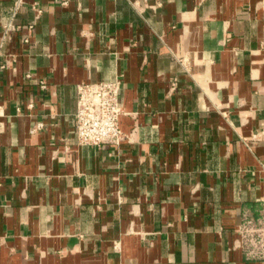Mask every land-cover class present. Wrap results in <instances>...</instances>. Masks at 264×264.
<instances>
[{"label": "crops", "instance_id": "obj_1", "mask_svg": "<svg viewBox=\"0 0 264 264\" xmlns=\"http://www.w3.org/2000/svg\"><path fill=\"white\" fill-rule=\"evenodd\" d=\"M0 264H264V0H0Z\"/></svg>", "mask_w": 264, "mask_h": 264}, {"label": "built area", "instance_id": "obj_2", "mask_svg": "<svg viewBox=\"0 0 264 264\" xmlns=\"http://www.w3.org/2000/svg\"><path fill=\"white\" fill-rule=\"evenodd\" d=\"M18 5L19 1L14 5L13 16L18 11ZM34 8L38 12L43 11L37 6ZM7 26L12 27V23ZM43 86L45 87V83ZM121 91L122 80L120 78L78 84L76 119L77 137L80 144L119 145L127 137L120 126V119L124 113ZM43 127L44 123L39 122L31 131L34 133Z\"/></svg>", "mask_w": 264, "mask_h": 264}]
</instances>
